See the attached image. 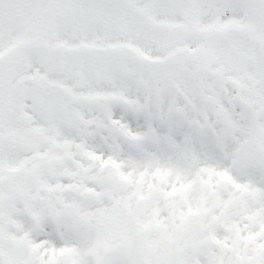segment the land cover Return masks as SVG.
Returning a JSON list of instances; mask_svg holds the SVG:
<instances>
[{
    "label": "snow or ice",
    "instance_id": "snow-or-ice-1",
    "mask_svg": "<svg viewBox=\"0 0 264 264\" xmlns=\"http://www.w3.org/2000/svg\"><path fill=\"white\" fill-rule=\"evenodd\" d=\"M0 264H264V0H0Z\"/></svg>",
    "mask_w": 264,
    "mask_h": 264
}]
</instances>
